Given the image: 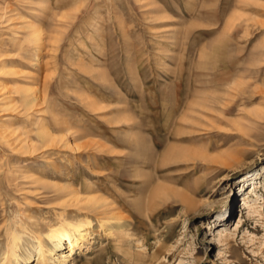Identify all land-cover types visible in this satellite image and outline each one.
<instances>
[{"label": "rangeland", "instance_id": "374dc122", "mask_svg": "<svg viewBox=\"0 0 264 264\" xmlns=\"http://www.w3.org/2000/svg\"><path fill=\"white\" fill-rule=\"evenodd\" d=\"M68 222L52 264H264V0H0V264Z\"/></svg>", "mask_w": 264, "mask_h": 264}, {"label": "bare ground", "instance_id": "6f19581e", "mask_svg": "<svg viewBox=\"0 0 264 264\" xmlns=\"http://www.w3.org/2000/svg\"><path fill=\"white\" fill-rule=\"evenodd\" d=\"M256 175V173L253 174V176ZM261 179V177L255 176V179L258 180ZM230 190L228 192H233L235 190V186L231 185ZM258 188V182L253 184V190L254 193L256 192V189ZM253 193V191H252ZM235 194V191L234 193ZM256 194V193H255ZM109 222V221H108ZM86 224L84 223H63L60 226L54 228L47 236L48 240L54 244L53 248H48L45 241L38 242L37 245H33V243H29L28 246L25 248L26 253L25 254H33V251L37 253V259L40 261L41 264H52L48 261V256H53L54 254H57L55 251L60 250V248H63L66 246L68 248L66 251H61V256H71L76 249V247L80 246V243L86 239L92 234L87 231ZM20 237H16L13 245L8 250L6 257L2 264H5L6 260H9L11 257L17 258L19 264L20 260L23 259L24 255H19L17 253V247H18V240ZM30 257V256H29Z\"/></svg>", "mask_w": 264, "mask_h": 264}]
</instances>
